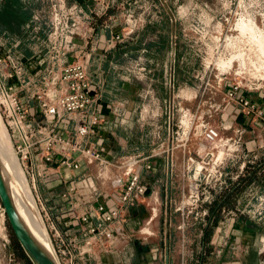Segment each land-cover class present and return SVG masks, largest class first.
Returning <instances> with one entry per match:
<instances>
[{"label": "rangeland", "instance_id": "374dc122", "mask_svg": "<svg viewBox=\"0 0 264 264\" xmlns=\"http://www.w3.org/2000/svg\"><path fill=\"white\" fill-rule=\"evenodd\" d=\"M35 1L40 8L22 30L17 25L16 34L3 33L0 25V70L4 64L24 66V50L40 47L36 85L39 58L52 57L58 48L69 61L89 54L95 111L100 106L103 114L98 129L108 123L116 150L111 159L103 157L106 170L83 163L81 173L94 182L99 198L115 191L106 182L124 170L122 162L135 157L144 165L142 198L126 205L112 247L97 257L116 252L118 264H165L167 253V264H264V117L246 116L227 97L239 83L243 95L254 96L264 110V0ZM58 19L67 27L60 31L65 24H58L61 36L51 44ZM21 80L19 94L31 86L27 70ZM24 101L31 106L29 98ZM225 110L235 113V122H222ZM242 118L260 129L261 143H248L246 128L237 124ZM207 127L217 129L220 140L206 141ZM234 140L243 147L227 151ZM214 160H223L222 177L197 182L194 191L195 182H189L198 164L214 172L221 166L215 168ZM23 172L52 239L47 215L54 221L66 210L61 195L69 185ZM80 175L70 185H79ZM146 183L155 186L149 195ZM14 240L0 205V264H32ZM97 262L91 255L77 264Z\"/></svg>", "mask_w": 264, "mask_h": 264}, {"label": "built area", "instance_id": "2783aa9c", "mask_svg": "<svg viewBox=\"0 0 264 264\" xmlns=\"http://www.w3.org/2000/svg\"><path fill=\"white\" fill-rule=\"evenodd\" d=\"M61 22L59 19L55 24L52 21L54 27L49 35L51 44L61 36L58 33V24ZM64 27H67V24L61 27L60 31H63ZM67 46L68 43L64 48L70 51ZM61 49L63 48L55 49L56 54L52 57L39 58V65L42 66L38 74L41 75V80L28 92L27 97L37 103L40 110L38 117L29 113L28 104L19 95V89L23 87L21 79L26 73L25 67L22 64H4L1 67L0 117L5 122L4 127L15 156L30 178L38 176L42 182L56 178L62 183H68L69 176L65 172L61 173L60 169L76 175L81 174L83 177L79 185H69L67 193L61 195L67 199L66 212H70L78 224L85 226L79 230L82 243H78L66 231L60 230L56 221L49 219L47 215L52 235V239L48 238L55 260L58 264H77L86 256L92 255L97 259L98 252L108 251L112 247L126 205L131 201H139L145 192L141 183L144 165L140 166V160L135 157L122 162L124 170L120 169L121 172L114 176V179L106 182V187L115 191H105L107 195L103 196L101 202L98 201L101 196L97 198L94 182L89 176L81 173L83 163L86 166L97 164L100 170L101 167L106 170L109 166L102 156L103 149L89 145V138L96 134L101 123L94 106L96 94L87 76L86 63L89 54L80 56L82 60L73 56L74 59L69 61L67 56L60 52ZM242 92L243 87L234 82L227 92V97L246 116L264 117V110L259 103L244 96ZM262 96L264 99V89ZM62 127H66V135L61 133ZM203 137L210 142L220 140L219 132L214 127H207ZM242 147L238 140H234L226 150L237 152ZM223 160L212 162L215 168L221 165L214 172L202 170L206 163L198 164L200 166L189 182H195L194 191L197 189V182H207L212 178L218 180L222 177ZM38 164L41 168H37ZM243 167L244 163H241L240 169ZM104 182L105 179L101 185H104ZM113 194H116L117 199H113V206L109 208L105 202ZM38 211L40 212L39 208Z\"/></svg>", "mask_w": 264, "mask_h": 264}, {"label": "crops", "instance_id": "0c3cea01", "mask_svg": "<svg viewBox=\"0 0 264 264\" xmlns=\"http://www.w3.org/2000/svg\"><path fill=\"white\" fill-rule=\"evenodd\" d=\"M35 0H0V15L2 17H0V25L2 24L3 27L1 29V31L3 33H17V25H19L20 30L23 29L24 25L27 26L28 24L31 23V15L35 14L37 12V10L40 8V4L35 3ZM7 24V26L4 27V25ZM11 24L16 25V29L12 31V27ZM102 38V37H101ZM20 39V38H19ZM20 41V40H19ZM25 46V45H24ZM23 46V47H24ZM39 48H37V46L34 45V48L29 49L27 51L24 50L25 54H21L23 59L22 63L24 64L26 70H27V79L29 80V83H31V86L29 89H23L22 92H20V96L22 97V99L28 97L27 95V91L31 90L34 88L35 82L38 81L37 79H35L32 75L35 74L36 71V61L34 60L35 58H38L39 56H37V53L39 50ZM36 75V74H35ZM111 87H113V85H111ZM93 88V86H92ZM251 99H255L254 96H249ZM259 97V96H258ZM259 102L260 99L258 100ZM100 106L97 108V115L99 117L103 118V114H101L100 111ZM29 113L35 117L39 116L40 110L38 109V106L36 104V102L32 101L31 102V106L28 107ZM229 110H225L221 116H222V122L227 123V122H235V120L237 119L235 116V113H233L234 115H230L229 116ZM105 117V116H104ZM110 120V119H108ZM109 122V121H107ZM106 124H103L97 131V133L89 138V145L91 147L97 148V149H103V157H105L106 159H111L113 156V149H111V145L109 143V134H108V129L109 126ZM237 124H241L242 126H244L247 130V137L250 139L248 141V143L251 144H255V142L261 143L262 140H259V137L262 135L260 129H258L255 125H253L254 123L252 122H248L246 119L242 118L241 119V123H237ZM258 124V123H257ZM259 125V124H258ZM61 133L65 134L68 133L66 131V127H62L61 128ZM250 135V136H249ZM122 142V139H119V142ZM83 165V164H82ZM83 168H86L85 165L82 166ZM37 168H41V165L38 164ZM61 170V169H60ZM65 172L67 175H69V173L66 170H61V173ZM71 181H69L68 183H63L66 184L67 186L70 185L73 180L77 179L76 177V173H72L71 175ZM52 181V180H51ZM150 182L154 181L153 179L149 180ZM169 180L167 179V184H169L168 182ZM56 183L55 181H52L51 184ZM246 182H243V184H245ZM237 185L240 186L241 183L240 181L237 182ZM53 186V185H52ZM169 186V185H168ZM149 188V189H147ZM155 188L154 184H152V186L149 187L148 183H146V189H147V194L149 195L150 191H152V189ZM240 189V188H239ZM147 195V196H148ZM103 197H100L98 201L101 202ZM242 197L237 198V204L240 207L239 202L243 201V199H241ZM113 199H117L116 194L111 195L109 198H107L106 200V205L109 208H112L113 206ZM61 205L64 207H66L65 204L61 203ZM66 208H64L65 210ZM237 210H239L240 208H236ZM125 210V209H124ZM124 213V212H123ZM56 221L57 225L59 226V228L66 230L67 233L69 235H71L78 243L81 242L82 240V235L81 233H79L80 228H84L85 226L78 224V222H76L73 218V215L70 212H66L63 211L62 214H60V216H56V219L54 220V222ZM166 254V253H165ZM98 262L95 264H118L120 263V257L119 254L115 253H100L99 256L97 257ZM165 264H167V262L165 261Z\"/></svg>", "mask_w": 264, "mask_h": 264}, {"label": "bare ground", "instance_id": "6f19581e", "mask_svg": "<svg viewBox=\"0 0 264 264\" xmlns=\"http://www.w3.org/2000/svg\"><path fill=\"white\" fill-rule=\"evenodd\" d=\"M0 170L8 193L24 228L47 252L52 255V257H54L51 244L48 242L49 238L46 235L40 214L36 210L37 206L29 190L22 167L11 150V144L2 124L1 117Z\"/></svg>", "mask_w": 264, "mask_h": 264}, {"label": "water", "instance_id": "95a60500", "mask_svg": "<svg viewBox=\"0 0 264 264\" xmlns=\"http://www.w3.org/2000/svg\"><path fill=\"white\" fill-rule=\"evenodd\" d=\"M0 205L3 209L11 232L26 257L32 264H58L52 255L47 252L24 228L21 219L13 205L0 170ZM168 256L165 254V261Z\"/></svg>", "mask_w": 264, "mask_h": 264}, {"label": "trees", "instance_id": "16d2710c", "mask_svg": "<svg viewBox=\"0 0 264 264\" xmlns=\"http://www.w3.org/2000/svg\"><path fill=\"white\" fill-rule=\"evenodd\" d=\"M15 241V240H14ZM16 242V241H15ZM19 250H21V249H19Z\"/></svg>", "mask_w": 264, "mask_h": 264}]
</instances>
